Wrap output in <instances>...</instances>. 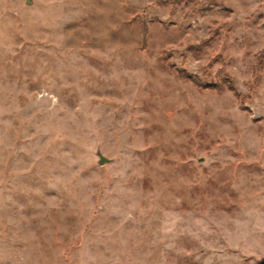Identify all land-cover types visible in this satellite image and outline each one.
Listing matches in <instances>:
<instances>
[{"label":"rangeland","instance_id":"obj_1","mask_svg":"<svg viewBox=\"0 0 264 264\" xmlns=\"http://www.w3.org/2000/svg\"><path fill=\"white\" fill-rule=\"evenodd\" d=\"M0 264H264V0H0Z\"/></svg>","mask_w":264,"mask_h":264},{"label":"water","instance_id":"obj_2","mask_svg":"<svg viewBox=\"0 0 264 264\" xmlns=\"http://www.w3.org/2000/svg\"><path fill=\"white\" fill-rule=\"evenodd\" d=\"M97 154H98V162L99 163H102L103 161L107 160V157H105L104 155H102L100 153V151H97Z\"/></svg>","mask_w":264,"mask_h":264}]
</instances>
